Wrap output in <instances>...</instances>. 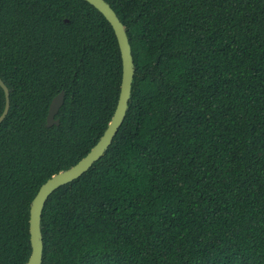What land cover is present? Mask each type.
I'll list each match as a JSON object with an SVG mask.
<instances>
[{
  "label": "trees",
  "instance_id": "16d2710c",
  "mask_svg": "<svg viewBox=\"0 0 264 264\" xmlns=\"http://www.w3.org/2000/svg\"><path fill=\"white\" fill-rule=\"evenodd\" d=\"M105 1L132 48L129 109L46 202L42 264H264V0ZM122 74L84 0H0V264L28 263L32 202L102 138Z\"/></svg>",
  "mask_w": 264,
  "mask_h": 264
},
{
  "label": "water",
  "instance_id": "95a60500",
  "mask_svg": "<svg viewBox=\"0 0 264 264\" xmlns=\"http://www.w3.org/2000/svg\"><path fill=\"white\" fill-rule=\"evenodd\" d=\"M96 10H98L104 18L109 22L118 41V45L122 58V82L120 88V96L114 116L108 125L104 135L96 144V146L83 158L78 164L69 170L54 175L39 190L32 202L30 210V241L32 254L27 264H42L43 262V234H42V215L49 197L60 187L65 186L87 173L93 165L98 162L112 145L115 136L122 127L128 109L129 101L132 95V86L135 76V65L132 55V48L124 24L121 22L115 11L105 0H84ZM0 87L5 94V109L0 116V125L7 117L10 110V91L0 78ZM64 92L55 97L50 105L47 117V127L59 126V120L56 119L57 114L64 104Z\"/></svg>",
  "mask_w": 264,
  "mask_h": 264
}]
</instances>
